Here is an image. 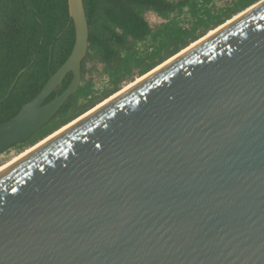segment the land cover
Here are the masks:
<instances>
[{"label":"water","instance_id":"95a60500","mask_svg":"<svg viewBox=\"0 0 264 264\" xmlns=\"http://www.w3.org/2000/svg\"><path fill=\"white\" fill-rule=\"evenodd\" d=\"M67 5L72 50L0 154L80 85L88 23ZM238 15L0 171V264H264V0Z\"/></svg>","mask_w":264,"mask_h":264},{"label":"trees","instance_id":"16d2710c","mask_svg":"<svg viewBox=\"0 0 264 264\" xmlns=\"http://www.w3.org/2000/svg\"><path fill=\"white\" fill-rule=\"evenodd\" d=\"M82 1L88 46L80 85L51 120L9 150L21 153L35 145L260 0H229L222 6L214 0ZM149 12L162 20L155 28L146 18ZM73 43L67 0H0V123L38 94ZM98 65L107 80L101 90L91 77ZM71 78L68 73L44 103Z\"/></svg>","mask_w":264,"mask_h":264},{"label":"bare ground","instance_id":"6f19581e","mask_svg":"<svg viewBox=\"0 0 264 264\" xmlns=\"http://www.w3.org/2000/svg\"><path fill=\"white\" fill-rule=\"evenodd\" d=\"M239 16V15H238ZM236 18V17H235ZM230 22V21H229ZM216 31V30H215ZM214 30L209 32V35L215 32ZM208 35V36H209ZM207 36V37H208ZM206 37L201 38L199 41H196L195 43H192L189 47H187L185 50L181 51V53L175 55L174 57L168 59L165 63H163L162 65H158L156 69H154L153 71L149 72L148 74L142 76V77H138L137 79H135V82H131L128 85H126L125 87L121 88L122 90L119 91L117 94H115L114 96L110 97L109 99H106L105 101H103L102 103L98 104L96 107H94L93 109H91L90 111H88L87 113H85L84 115H82L81 117H79L78 119L72 121L71 123H69L68 125L62 126V128H60L59 130L55 131L54 133H52L51 135L47 136L46 138H44L43 140H41L39 143L35 144L34 146L29 147L28 149L24 150L23 152H21L16 158H14L13 160H11L10 162H8L7 164L3 165L0 167V171L3 170L4 168H6L8 165L20 160L22 157L26 156L27 154H29L30 152H32L33 150H35L36 148H38L40 145H42L43 143L47 142L48 140L52 139L53 137H55L57 134H59L60 132H62L64 129H66L67 127H69L70 125H72L73 123H75L76 121L80 120L81 118L85 117L86 115H88L89 113H91L92 111H94L95 109L99 108L100 106H102L103 104H105L106 102H108L109 100H111L112 98H114L115 96H117L118 94H120L121 92H123L124 90H126L127 88H129L130 86H132L133 84H135L136 82H138L139 80L145 78L146 76H148L149 74H151L152 72H154L155 70L159 69L160 67H162L163 65H165L166 63H168L169 61H171L172 59L176 58L177 56H179L180 54H182L183 52H185L186 50H188L189 48L193 47L195 44H197L198 42L202 41L203 39H205Z\"/></svg>","mask_w":264,"mask_h":264},{"label":"rangeland","instance_id":"374dc122","mask_svg":"<svg viewBox=\"0 0 264 264\" xmlns=\"http://www.w3.org/2000/svg\"><path fill=\"white\" fill-rule=\"evenodd\" d=\"M228 1L229 0H214V2L218 6L224 5ZM146 18H147L150 26L153 28L157 27L160 24V22L162 21L160 17H158L157 15H155L154 13H151V12L146 14ZM101 70H102V67L98 65L95 67V69H93L92 75H91L93 82H94V85H95V88H97L99 90H101L106 85V82H107L106 77H105V75L102 74ZM126 85H128V84H125L124 87ZM19 154L20 153H18L15 150H7L4 153L0 154V167L7 164L8 162L13 160L14 158H16Z\"/></svg>","mask_w":264,"mask_h":264}]
</instances>
